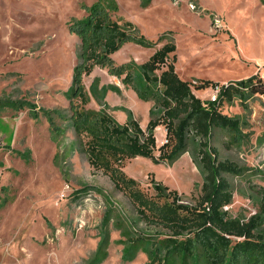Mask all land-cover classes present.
I'll return each mask as SVG.
<instances>
[{
  "label": "rangeland",
  "instance_id": "obj_1",
  "mask_svg": "<svg viewBox=\"0 0 264 264\" xmlns=\"http://www.w3.org/2000/svg\"><path fill=\"white\" fill-rule=\"evenodd\" d=\"M96 1L0 0V100L30 107L0 105V264H91L104 240L100 264H150L134 240L170 235L141 220L131 200L90 166L84 139L70 125L81 42L69 24L83 19L85 6ZM115 1L117 18L133 23L152 44H126L113 56L118 63L144 64L174 40L176 70L184 81L228 84L256 76L264 85V0H149L147 6L143 0ZM93 82L100 95L106 88L108 112L117 122L121 114L128 119V109L148 126L153 103L99 68L84 79L87 109L101 108L90 90ZM192 89L203 100L215 94ZM245 105L236 100L222 108L240 118L238 140L216 130L211 145L221 161L242 169L240 176H227L234 198L225 210L243 223L259 221L256 233L264 237V95H248ZM44 112L54 118L58 135ZM160 127L159 146L166 141ZM124 171L150 196H156L153 180L178 191L189 205L202 194L203 175L190 153L172 165L133 159Z\"/></svg>",
  "mask_w": 264,
  "mask_h": 264
},
{
  "label": "trees",
  "instance_id": "obj_2",
  "mask_svg": "<svg viewBox=\"0 0 264 264\" xmlns=\"http://www.w3.org/2000/svg\"><path fill=\"white\" fill-rule=\"evenodd\" d=\"M149 2L143 0V6ZM85 11L83 19L73 18L69 24V31L81 42L80 63L75 71V89L70 102V125L75 134L84 139L82 147L90 166L108 176L131 200L141 220L170 233L163 239L142 235L133 243L149 256L150 264H264V237L256 233L260 222L253 219L243 223L225 210L234 198L227 176H240L242 169L221 161L218 150L211 145L216 130L234 134L238 140L241 120L225 115L222 108L236 100L246 108L247 96L264 95V85L256 83V76L228 84L199 80L193 85L184 81L176 70L178 55L174 40H167L144 64H120L113 56L126 44L152 47L151 42L139 35L133 23L117 18L119 6L115 0H97L85 6ZM163 41L160 37L158 43ZM96 68L121 80L142 101L153 103L146 130L128 109L124 110L128 116L126 123L117 122L108 112L106 88H102L100 95L96 82L90 90L101 108H86L90 95L84 79ZM192 87L218 90L216 101L201 99ZM1 104L18 111L30 109L20 101L0 100ZM44 115L58 135L61 130L52 115L47 112ZM160 126L166 131V141L158 146L155 131ZM185 153L191 154L204 179L201 197L194 205L186 204L178 191L154 180L156 196H150L124 171L125 163L133 159L145 158L156 165H172ZM104 242L98 248L99 256L91 264L104 260Z\"/></svg>",
  "mask_w": 264,
  "mask_h": 264
},
{
  "label": "crops",
  "instance_id": "obj_3",
  "mask_svg": "<svg viewBox=\"0 0 264 264\" xmlns=\"http://www.w3.org/2000/svg\"><path fill=\"white\" fill-rule=\"evenodd\" d=\"M133 91L131 90V94H130V97H135V95L132 93ZM129 108H131V107H129ZM121 119L122 120H120L121 122V124H124V123H126V117L125 116H123V114H121ZM149 123V122H148ZM141 127L144 129V128H147V126H143V125H141ZM160 129H162L161 127H159V128H157L156 129V131L157 130H160ZM164 129V128H163ZM144 130H146V129H144ZM164 131V133H163V136H164V138H166V131H165V129L163 130ZM157 143H158V141H157ZM159 146V145H158Z\"/></svg>",
  "mask_w": 264,
  "mask_h": 264
},
{
  "label": "built area",
  "instance_id": "obj_4",
  "mask_svg": "<svg viewBox=\"0 0 264 264\" xmlns=\"http://www.w3.org/2000/svg\"><path fill=\"white\" fill-rule=\"evenodd\" d=\"M218 92H219L218 90H215V94H214V96L211 99L212 101H216Z\"/></svg>",
  "mask_w": 264,
  "mask_h": 264
}]
</instances>
